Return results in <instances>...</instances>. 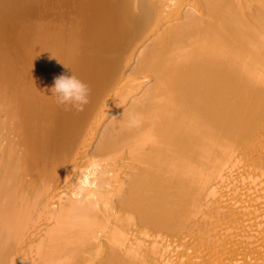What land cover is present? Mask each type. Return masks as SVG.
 <instances>
[{
	"label": "bare ground",
	"instance_id": "obj_1",
	"mask_svg": "<svg viewBox=\"0 0 264 264\" xmlns=\"http://www.w3.org/2000/svg\"><path fill=\"white\" fill-rule=\"evenodd\" d=\"M0 264H264V0H0Z\"/></svg>",
	"mask_w": 264,
	"mask_h": 264
},
{
	"label": "clouds",
	"instance_id": "obj_2",
	"mask_svg": "<svg viewBox=\"0 0 264 264\" xmlns=\"http://www.w3.org/2000/svg\"><path fill=\"white\" fill-rule=\"evenodd\" d=\"M51 93L56 98V103L61 106L82 110L89 103L91 90L89 85L82 81L75 74L60 75L54 79ZM89 185L82 180L78 191L86 189ZM74 198H78L74 194Z\"/></svg>",
	"mask_w": 264,
	"mask_h": 264
}]
</instances>
